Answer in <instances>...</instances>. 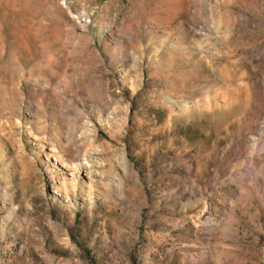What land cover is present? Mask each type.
I'll return each mask as SVG.
<instances>
[{"label": "rangeland", "instance_id": "obj_1", "mask_svg": "<svg viewBox=\"0 0 264 264\" xmlns=\"http://www.w3.org/2000/svg\"><path fill=\"white\" fill-rule=\"evenodd\" d=\"M0 264H264V0H0Z\"/></svg>", "mask_w": 264, "mask_h": 264}, {"label": "bare ground", "instance_id": "obj_2", "mask_svg": "<svg viewBox=\"0 0 264 264\" xmlns=\"http://www.w3.org/2000/svg\"><path fill=\"white\" fill-rule=\"evenodd\" d=\"M210 8V7H209Z\"/></svg>", "mask_w": 264, "mask_h": 264}]
</instances>
